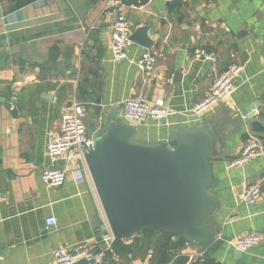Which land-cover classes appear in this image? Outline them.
Here are the masks:
<instances>
[{
    "label": "crops",
    "instance_id": "crops-1",
    "mask_svg": "<svg viewBox=\"0 0 264 264\" xmlns=\"http://www.w3.org/2000/svg\"><path fill=\"white\" fill-rule=\"evenodd\" d=\"M84 1L87 14L80 17L68 0H0V264H53L60 247L88 246L94 252L104 247L99 239L106 217L85 161L71 154L66 158L72 156V162L53 161L47 155L74 101L88 103L92 137L109 122H123L134 128L135 142L173 147L179 127L209 125L220 157L214 165L220 208L213 224L229 241L210 256L201 247L175 243L166 264H264V194L252 205L243 200L264 174V156L230 166L248 133L264 145V0H213L211 6L207 0ZM119 12L134 31L148 27L152 45L133 42L127 59L117 62L111 26ZM198 47L215 51L217 63L195 59ZM147 50L157 58L150 74L137 67ZM233 63L244 70L230 99L193 115L215 78ZM132 98L162 101L172 115L165 122H127L124 102ZM46 169H67L65 184H45ZM50 216L57 218L56 226L47 227ZM249 233L259 234L261 242L238 252L231 240ZM199 250L204 260L190 256ZM152 253L115 254L113 262L164 264L152 262Z\"/></svg>",
    "mask_w": 264,
    "mask_h": 264
},
{
    "label": "water",
    "instance_id": "water-1",
    "mask_svg": "<svg viewBox=\"0 0 264 264\" xmlns=\"http://www.w3.org/2000/svg\"><path fill=\"white\" fill-rule=\"evenodd\" d=\"M68 2L86 16L84 0ZM148 30L136 29L132 41L150 48ZM134 132L123 122H109L84 158L106 217L103 232L109 227L123 241L144 231L167 232L210 256L229 241L213 224L220 208L214 193V165L220 160L215 134L209 125L179 127L170 147L137 143Z\"/></svg>",
    "mask_w": 264,
    "mask_h": 264
},
{
    "label": "built area",
    "instance_id": "built-area-1",
    "mask_svg": "<svg viewBox=\"0 0 264 264\" xmlns=\"http://www.w3.org/2000/svg\"><path fill=\"white\" fill-rule=\"evenodd\" d=\"M151 2L153 0H146ZM209 6L213 0H207ZM134 28L124 12H119L111 26L112 47L111 52L113 59L117 62L126 60L129 49L133 45L132 35ZM194 58L197 60H206L212 64L217 63L218 54L204 47H198L194 51ZM157 64V58L149 50L138 59V69L145 73H152ZM244 66L240 63H233L226 73L218 75L204 98L197 103L192 114L199 117L203 113L211 110L219 103L230 99L235 80L241 75ZM89 112L88 103L74 101L70 109L64 112L62 117V128L55 133L47 147V155L53 161L66 159L72 162V156L66 158L68 154L85 161L86 153L95 145L96 137L89 136L88 124L86 118ZM172 115L169 107L165 106L162 101L151 102L144 98H132L124 102L123 118L127 122L141 123L147 119L156 122L167 121ZM264 156V145L261 138L255 133H248L245 144L239 156L230 163L231 167L245 166L249 161ZM68 175L67 169H46L41 179L51 187H60L65 184ZM81 176V175H79ZM264 194V174L256 182L251 183L243 194V200L249 204L257 203ZM3 194L0 190V200ZM58 223L55 216L46 219L47 227L56 226ZM104 247L99 251H93L88 246H78L73 249L60 247L54 251L53 264H104L107 252L113 250L116 241L109 227L107 232L103 233ZM261 242V236L257 233H249L244 236L235 237L231 240L232 245L240 252H249ZM193 256L199 260H204L205 251L199 250Z\"/></svg>",
    "mask_w": 264,
    "mask_h": 264
},
{
    "label": "trees",
    "instance_id": "trees-1",
    "mask_svg": "<svg viewBox=\"0 0 264 264\" xmlns=\"http://www.w3.org/2000/svg\"><path fill=\"white\" fill-rule=\"evenodd\" d=\"M257 128L259 130H262L263 127L259 124H257ZM149 235L147 240H144L142 235ZM139 237H142L143 242L140 244L138 243L137 239ZM134 239V243L131 245H125L127 241H130ZM130 240L123 241V240H116L113 246V250L110 252H107L106 259L104 264H114L113 262V256L121 255L127 256V255H138L142 252H147L148 250H152V257L151 261L154 263H168L171 261L174 254H172V246L175 243H186L183 240L174 239V237L167 232H154L152 230L144 231L143 233L136 235L132 237ZM137 240V241H136Z\"/></svg>",
    "mask_w": 264,
    "mask_h": 264
},
{
    "label": "rangeland",
    "instance_id": "rangeland-1",
    "mask_svg": "<svg viewBox=\"0 0 264 264\" xmlns=\"http://www.w3.org/2000/svg\"><path fill=\"white\" fill-rule=\"evenodd\" d=\"M142 237H143L144 240H147L148 237H150V236L148 234L147 235L143 234Z\"/></svg>",
    "mask_w": 264,
    "mask_h": 264
}]
</instances>
